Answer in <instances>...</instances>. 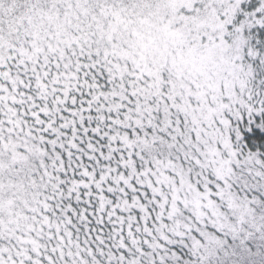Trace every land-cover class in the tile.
I'll list each match as a JSON object with an SVG mask.
<instances>
[{
    "label": "snow or ice",
    "instance_id": "obj_1",
    "mask_svg": "<svg viewBox=\"0 0 264 264\" xmlns=\"http://www.w3.org/2000/svg\"><path fill=\"white\" fill-rule=\"evenodd\" d=\"M0 264H264V0H0Z\"/></svg>",
    "mask_w": 264,
    "mask_h": 264
}]
</instances>
